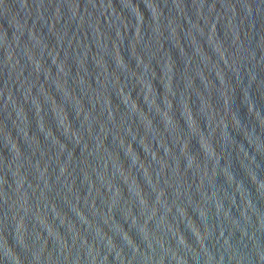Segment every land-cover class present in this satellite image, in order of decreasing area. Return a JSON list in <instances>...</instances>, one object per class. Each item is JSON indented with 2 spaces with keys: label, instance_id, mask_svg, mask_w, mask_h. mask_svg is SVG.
Segmentation results:
<instances>
[{
  "label": "water",
  "instance_id": "95a60500",
  "mask_svg": "<svg viewBox=\"0 0 264 264\" xmlns=\"http://www.w3.org/2000/svg\"><path fill=\"white\" fill-rule=\"evenodd\" d=\"M0 264H264V0H0Z\"/></svg>",
  "mask_w": 264,
  "mask_h": 264
}]
</instances>
